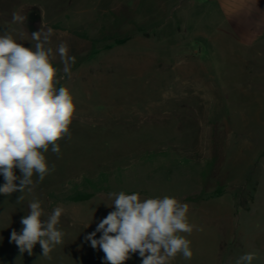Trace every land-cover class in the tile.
<instances>
[{
    "label": "rangeland",
    "instance_id": "374dc122",
    "mask_svg": "<svg viewBox=\"0 0 264 264\" xmlns=\"http://www.w3.org/2000/svg\"><path fill=\"white\" fill-rule=\"evenodd\" d=\"M121 7L137 11L146 31L92 51L73 33L95 35L100 17ZM214 19L207 0H0V35L32 47L31 34L51 28L54 53L64 42L70 56L88 55L70 76L58 54L52 61L64 77L57 87L76 104L70 138L59 141V156L49 147L55 170L33 191L0 194V264H105L85 237L114 210L108 193L120 191L189 205L193 231L182 235L193 256L171 264H235L245 253L264 264V39L238 41ZM101 172L109 190L62 200L72 182ZM33 200L42 219L64 209L63 243L48 256L38 243L29 254L11 241ZM125 264L142 260L136 253Z\"/></svg>",
    "mask_w": 264,
    "mask_h": 264
},
{
    "label": "clouds",
    "instance_id": "9594fccd",
    "mask_svg": "<svg viewBox=\"0 0 264 264\" xmlns=\"http://www.w3.org/2000/svg\"><path fill=\"white\" fill-rule=\"evenodd\" d=\"M24 20L25 17L13 14L14 23ZM52 34L51 28L33 32L32 47L18 43L10 32L0 35V175L5 181L0 185V194L5 196L33 191L55 170L45 156L49 147L59 156V141L70 138L76 104L67 87H57L64 77L52 61L58 54L64 76H70L75 57L68 54L64 42L54 53L50 46ZM16 169L20 176L15 174ZM34 176L38 177L36 181ZM108 196L114 210L85 237L93 249L104 253L105 264H125L136 253L142 264H171L178 255L186 260L192 258L191 241L182 235L193 231L187 203L169 196L141 199L139 193L125 191L110 192ZM22 199L21 195L17 202ZM28 208V214L20 221L22 229L19 233L12 231L11 241L21 253L29 254L38 243L43 255L48 256L63 243L64 233L57 225L64 209L57 206L42 219L45 212L39 200L31 201ZM254 259L255 253H245L235 264H252Z\"/></svg>",
    "mask_w": 264,
    "mask_h": 264
},
{
    "label": "trees",
    "instance_id": "16d2710c",
    "mask_svg": "<svg viewBox=\"0 0 264 264\" xmlns=\"http://www.w3.org/2000/svg\"><path fill=\"white\" fill-rule=\"evenodd\" d=\"M136 12H131L127 7L118 9H111L105 12L99 19V26L97 32L93 36L85 33L73 31L75 35L80 38L86 39L90 42V50H95L103 45L113 41H118L131 36L139 31H146L145 24H137L135 20ZM131 26L129 31H124V26ZM88 55L75 56V63L72 69L77 68ZM158 155H148L149 158H154ZM110 174L108 172H101L96 177L84 176L81 182H72L71 189L67 195L62 199L64 201L88 199L94 194L104 192L110 189Z\"/></svg>",
    "mask_w": 264,
    "mask_h": 264
},
{
    "label": "crops",
    "instance_id": "0c3cea01",
    "mask_svg": "<svg viewBox=\"0 0 264 264\" xmlns=\"http://www.w3.org/2000/svg\"><path fill=\"white\" fill-rule=\"evenodd\" d=\"M214 12V22L231 37L253 43L264 39V0H207Z\"/></svg>",
    "mask_w": 264,
    "mask_h": 264
}]
</instances>
